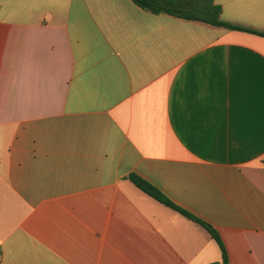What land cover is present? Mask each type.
Listing matches in <instances>:
<instances>
[{
  "label": "crops",
  "instance_id": "1",
  "mask_svg": "<svg viewBox=\"0 0 264 264\" xmlns=\"http://www.w3.org/2000/svg\"><path fill=\"white\" fill-rule=\"evenodd\" d=\"M264 32V0H215ZM264 264V37L131 0H0V264Z\"/></svg>",
  "mask_w": 264,
  "mask_h": 264
},
{
  "label": "trees",
  "instance_id": "2",
  "mask_svg": "<svg viewBox=\"0 0 264 264\" xmlns=\"http://www.w3.org/2000/svg\"><path fill=\"white\" fill-rule=\"evenodd\" d=\"M139 8L152 14H165L186 21H197L215 27L225 28L231 31H243L264 37L263 31H257L240 25L226 22L222 19V9L215 0H131ZM128 179L141 191L181 214L190 221L202 226L210 236L218 243L222 252V262L211 264H229L227 248L219 232L209 223L197 217L190 211L178 206L171 201L160 189L137 174L129 175Z\"/></svg>",
  "mask_w": 264,
  "mask_h": 264
}]
</instances>
